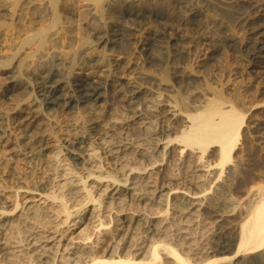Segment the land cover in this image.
<instances>
[{
	"label": "rangeland",
	"instance_id": "1",
	"mask_svg": "<svg viewBox=\"0 0 264 264\" xmlns=\"http://www.w3.org/2000/svg\"><path fill=\"white\" fill-rule=\"evenodd\" d=\"M18 1H19V11L21 7L24 8V9H21L23 11H20V13L18 11L19 20L18 18L15 20L11 19V16H10L11 9L6 3H3V7H1L2 5L0 6L2 8V9L0 8L1 10L0 11L1 12L0 22L6 23V26L0 29V62L7 61L9 63L8 68L6 67L4 71L2 72L3 74L2 73L0 74V84H1L0 86L2 88L10 87V84L14 82V80H16L17 78H21V77L26 78V79L28 78L27 75L25 76V74L27 73H25L23 69H20L18 65L19 64L18 59L23 58L26 52V54L34 56L35 58L33 57L32 59L36 61L34 62L31 59V61L29 62L28 60L27 61L28 63L26 62V64L28 65L29 68L33 66L35 67L36 65H38V66H41V68H43V71H49L50 69H52L53 65H55L54 63H56L57 61L56 65L60 63V69L61 67H63L62 68L63 78L64 76L65 78H68V77H73L76 74L86 75L92 72L90 74L91 76L95 77V76H98V74H100L101 76H104V79H106V77L111 76V73H113V70H114L113 68H115V66L118 65L119 63L120 67L124 65L121 68L123 72L121 71L122 73H120L121 75H123L121 78V83L131 84L135 87H138L141 91H148L150 89L149 90L150 94L148 96L151 95L150 96L151 98L146 96L148 99H144L146 97L141 96L142 100H141V97H139L140 100L137 97L134 98L135 100H132L133 99L131 97L133 95L132 93H128V92L122 93V91L119 92V90L111 88L110 86H105L104 87L105 89L103 88L104 91L102 90L103 92L102 91L100 92L101 96L97 102H94L92 104L90 103H78L77 104L73 102L72 104H68V105H66V103H63L60 106L61 108L58 107L59 108L58 109L57 107L53 108V106H47V108L46 107L44 108L45 105L43 104V102H41L42 101L41 94L38 91L34 92L33 98L39 101V105L42 111L41 115L43 116L44 114L43 116L44 118L41 116V119L39 121L41 124L39 123L40 126H37V129L39 132H42L43 129L44 131H46L47 129V132L49 131L48 135L51 138L48 136V138L50 139L47 140L48 146H47L46 151H44V153H41L39 156L38 155L35 156L33 160L25 159L23 156H21L22 158L20 156H13V159H12L13 161H10L9 159L7 161V159L6 160L3 159L4 161L3 162L1 160L2 161L0 162L1 163L0 164V211L1 212L6 211L8 213L12 211L13 209L12 207L6 206L4 195L6 193L8 194L10 192H14L15 189L21 186V183L26 182L25 184L31 187L40 185L41 183H46V184H49V183L53 184L54 182L56 184L58 183V179L64 175L63 169L66 168L65 167L66 163H64L65 150L63 151L64 152L63 153L62 152L63 146L61 147V145H63V143L66 140H68L66 139V137L70 139L74 135H77V134H81V135L85 134L83 136H86V137L89 136L88 139L90 140V142L92 141V142L101 144L99 145V147H97V151L100 150L99 152L103 150L104 146L106 147L110 146L109 149L113 148L112 149L113 151L110 149L112 151L111 154L109 153L110 158L107 157L104 160H103V157L101 158L103 167L105 168L104 171L107 172L106 174L109 173L112 176H115L117 179H120V180L121 179L124 180L125 178L127 179L126 176L128 174H130V176H133V177L138 175L136 176V178L134 177L133 179H131L130 182L134 185H131L130 188L131 187L137 188L136 189L137 192L140 191L139 193L142 194L143 197H145L142 201L132 202L130 205L128 206L126 205L125 207H121V206L118 207V205L113 206L112 209L111 208H109L110 210L108 209L109 213H108V210L106 209L104 211H101L102 215L100 214V218H101L100 220L102 223L104 222L106 223V225L105 223L104 225L107 228H109L110 231H112L111 232L112 235L110 233V235L108 234L106 236L105 235L102 236V239L100 240V242H103V243L99 244L100 245V249H98L100 250L99 255L106 254L105 252L109 251V249L113 245L112 240H111L112 237H116L117 239H120L121 242L118 240L120 246L119 247L115 246V244L113 246H115V251H118L120 255L122 254L124 258L125 256H127V254L134 255L136 252L137 253L139 252V255H137L136 257V262H148L150 260V255H151L150 252L153 249V246L165 244L164 242L166 241H167L166 244L171 243V244H168V246L173 247V248H176L178 246L180 247L181 250L182 249L184 250V248H182L181 246L185 244L183 247H187V244L189 242L192 243L193 240L194 241L196 240L195 242H198V243L200 242L199 244L202 247L204 246L203 242L208 236V233L209 232L211 233L212 231L217 230L215 219H213L212 216L209 213H207L209 211L211 212L212 209L216 208L214 207L216 202H217L216 206L218 209L220 208V206L218 205V202L219 200L221 201V199L224 200L226 198H233L236 195L237 196L235 197V199L239 197L242 198L246 196H253L255 194L260 193L261 192L260 190L262 191L264 190V187H263L264 186V141H263L264 140V64H263L264 60H262V58L264 59V56H262L264 53H262L261 56H259L258 54L257 56H259V58L257 59L253 53V48L256 45L257 41L254 38V36L251 34L252 26L250 27L249 23L251 21V18L253 19L256 18V14L254 13V14H251L250 16L246 12L247 9H245L249 7L252 0H213V1L212 0L210 1L209 0L207 1L206 0H188V1L186 0L185 3H187V5H185L182 0H171V1L170 0H164V1L162 0H122V1L114 0L113 1L112 0V3H111V0H104L102 5H99V6L95 4L94 0H57V3H59L58 10L60 14V19L58 22V30L60 29L59 33L61 37L64 39V41L63 39H61L60 35H59V38L57 39L54 37L53 40L56 39L55 42L53 41L50 42V44L53 43L54 45L51 44L52 47L51 45L50 47L48 46L46 48L47 52L42 51V53L38 51V46H39L38 40L37 39L28 40V36L31 35V33L33 34L34 33L33 31H36L38 28L40 27L46 28L47 26L51 25V23L53 22L54 20L53 11L51 8H48L50 0H30V1L29 0H18ZM181 1L183 2L184 5L181 4ZM22 2L24 3L22 4ZM113 2L115 3L116 6L113 4ZM118 2H120V4ZM108 3H111L110 4L111 8L109 7ZM129 3L131 6H127ZM20 5L22 6L20 7ZM112 5L114 7H112ZM44 6L45 8H43ZM60 8L62 10L63 16L61 14ZM110 10H112L113 12H111ZM29 11L30 12L32 11V12L30 13ZM136 11L141 12L143 14V17L141 16L140 18H136L134 15L137 13ZM243 11H245L246 13ZM64 13L66 14L64 15ZM157 14L158 15L162 14L163 17L168 18V20H163L160 23L167 21L164 23H168L169 25L170 23H172L171 26L172 27L174 26L173 29H175L177 34H179V32L181 31L183 32H181L180 34L186 33L185 34L186 50L184 52L186 56L181 53V55L185 56L186 59L185 57L183 58L181 55L177 56L175 45H171V44H175L176 40H174V38L176 37H171V40H168L169 38H165L164 40V37L160 35L159 28H162L163 25L158 23L157 20H155L156 21L155 22L153 18ZM143 18H145L146 20ZM31 19L33 22L31 21ZM17 20L19 21L18 23H17ZM140 20L141 22H143V24L141 25L139 24ZM146 21H150L149 23L150 25L148 23H145ZM28 23L30 26H27ZM153 23L155 24L153 25ZM190 23H191V26H190ZM20 24L24 25V26L22 25L21 30H20L21 28ZM144 24L147 27L140 29L139 27ZM184 25L186 27L188 26L189 29L188 27L187 28L184 27ZM16 26L20 27L18 28L19 30L17 29ZM100 27L102 28L101 31H99V29H101ZM149 27H151V32L147 31V29L149 30ZM190 27L193 29H191ZM194 27L197 29L194 30L195 29ZM30 29L31 30L33 29V31L31 32ZM192 30H194L196 34L193 33L194 31ZM18 31L20 32V34H18ZM188 31L190 34H188ZM98 32H101V33H98ZM151 33L153 34L152 36H150ZM94 35H97L98 37H95ZM101 35H104V36H101ZM116 35H117V38H114V36ZM149 36L150 38L147 39ZM103 37H106V38L104 39ZM110 37H111V40H110ZM186 37L190 38L189 41H187L188 39ZM104 40H106V42ZM253 41L255 44L253 43ZM247 47L248 48L250 47L248 51H247ZM84 48H86L87 50ZM251 48H252V51H251ZM82 51L83 52L86 51V52L83 53ZM40 53L41 55H39ZM247 54H249V56H247ZM62 55L63 56L65 55L63 57L64 59H62L61 57ZM70 55L71 57H69ZM87 55L89 57H86ZM19 56L20 58H18ZM3 57H6V58H3ZM248 58H251L250 61ZM49 60L51 61V63H48L50 62ZM60 61H62V63ZM49 65H51V67ZM90 66L91 68H89ZM47 67L48 68L50 67V68L48 69ZM35 68H40V67L36 66ZM8 70H11V71H8ZM66 72H68V74ZM65 78L64 80H66ZM147 79H149L150 81ZM156 80L157 82H159V84L156 82ZM147 82L149 83L147 84ZM185 84H188V85H185ZM9 92L10 93L7 92V94L3 96L0 94L2 97L0 98L3 99V101L0 99L1 101L0 104H2L0 106V111H1L0 114H4V113L7 114L8 112L9 114L13 113L15 111L13 107L19 104H23V102H25L26 98L28 97V92L27 91L24 92V90L20 88L19 90L17 89L15 91H9ZM159 98H160V102H157L159 101ZM129 99L132 101H130ZM138 100L140 102H138ZM216 101H221L222 107L224 108V110H235L239 112L240 114H242L243 116H245L244 125H243L244 126L243 130L245 132L243 131L242 133V137L237 147L235 148V151H234L235 153H233L231 161L224 165H221L220 163L221 153L219 150L220 148L219 146L211 145L207 150L202 151L196 147L195 148L186 147L184 144L179 142V139L182 136L183 132L188 130V127L190 126V124L187 123L186 119L191 115H196L201 112H204L212 102H216ZM130 107L134 108V110H131ZM150 107H153L152 108L153 110ZM156 108H161L163 113L159 110L160 113H158L157 115L155 113ZM45 109H49V110H45ZM138 109H143V110L141 111ZM171 109L176 110L177 116L180 118H178L177 116L175 118H171L169 116V112ZM144 111L147 112V114L150 111L149 114H151V116H149V114L147 115ZM98 113L101 116L100 120L95 118V116ZM138 115H140L141 117L139 116V118H137ZM180 119L181 120L184 119L186 122V125L184 124L185 123L184 121H179ZM82 123H84V126ZM257 124L260 126H258ZM167 126L168 127L176 126V127H174L175 130L173 131V128L171 127L168 128ZM185 126H188V127H185ZM162 129L164 130V132L161 131ZM166 133L168 134L166 135ZM62 135L63 137H60ZM70 135L71 136L73 135V136L71 137ZM59 146H60V151L62 152V154L60 155L59 153L61 152L58 151ZM179 146L180 147L183 146V147L180 148ZM122 148L124 151L122 150ZM175 148L178 151L175 150ZM120 150H122V152ZM171 150L175 152L176 155L173 152H171ZM187 150H189L190 152ZM118 152L119 154H117ZM197 152L200 155H198ZM187 153L189 154V156ZM190 153L192 155H190ZM184 155L186 156L185 159H184L185 157ZM170 156L173 157V160ZM191 156L192 157L194 156V157L192 158ZM234 156L237 158H233ZM59 157L60 158L62 157V158L60 159ZM170 158L172 162L169 161ZM177 159H178V162H177ZM196 159L204 165L207 164L206 166L211 164L210 167L216 170L208 174L209 176L201 174L200 172L198 173L195 167L196 165L194 164L195 162H197ZM191 161L193 162V164ZM166 162H169V164H167ZM192 166H194L193 167L194 170H192L193 169ZM226 167H228V169ZM230 168L232 171H230ZM238 168L240 169V172H241L240 174H239ZM132 170L134 171L132 172ZM236 170L238 172H236ZM215 171L216 172L218 171L217 172L218 174H216ZM225 172H227V175ZM228 172H230L231 174ZM60 173L63 175H61ZM196 175L200 177V178L197 177L200 181L197 180ZM228 175L229 176L232 175L234 177L231 176L232 177L231 179L228 177ZM58 176L60 177L58 178ZM211 177H213V179H211ZM218 178L221 181L218 180ZM224 178L226 179L225 180L226 182L224 181ZM54 179L55 180L57 179V180L55 181ZM236 179L239 181H237ZM228 180H230L231 182ZM173 181L175 184L170 183ZM232 181H233V185L236 182L238 183H236L234 186L230 185L232 184ZM210 182L211 184L208 185V183ZM227 182H229V184ZM200 183L204 185L202 186ZM217 183L219 184V186L220 185L222 186V187L220 186L221 188H224L223 189L224 192L223 190H221V188L218 187ZM251 183H253L252 184L253 187ZM171 184L172 186L173 185L174 186L177 185V186L172 187ZM195 184H198L197 187L193 186ZM161 186L164 188H172V189H176V187L178 188L181 187L182 189L184 187L183 189L186 188V191L188 192L189 190L192 191V192L190 191V194H194V191L196 188H198L196 189L198 190V193L199 191L201 192V189H203V192L206 191L205 194L208 197L210 196L209 198H211L212 200L217 199L218 201L215 200L216 201L215 204L213 201L211 205L210 204L208 205L209 206L208 208L210 209L209 211L207 210V212L204 213L203 218L201 217L200 219H195L193 218L192 215L190 216V214L186 215L188 211H190L189 206H186L185 203H182L181 205L180 202L179 204L178 201H173V199L170 198V202H169L170 207L167 208V210H170L169 212L167 211V214L169 215L168 219L162 222V221H159V219L156 220V219L146 218V216H150V215L153 218H156L154 217V214H156V211H159V210H162L159 212L166 211V208L159 206V205H156V206L154 205L155 208L152 205V208L154 209L151 208L152 209L151 211L150 206L149 205L146 206L147 203H145V202H148L146 201L147 199L149 200L151 198L150 200H152L153 195H154L153 193L155 192L156 187L158 188ZM199 186H202V188L201 187L199 188ZM192 187L194 189H192ZM240 187H243L244 189L247 187L248 188L246 189L247 191H245L243 188L241 189ZM234 190H237V191L234 192ZM227 191L229 192L228 196H227V193H228ZM195 193L197 192L195 191ZM164 194L166 195L165 192H163V195ZM221 196L223 197L225 196V197L221 198ZM75 197L76 195H71V201L73 200L71 204L72 206H75V207H72L73 209L77 208V205L80 201L79 199H81L77 196V199L78 198L79 199H78V202H76L77 199ZM20 199L21 197L17 196V201L21 204L22 200ZM75 199L76 201H74ZM166 199H168V197ZM82 201L83 200L81 199L80 203ZM171 202H174V203H171ZM175 203L179 204V206L175 205ZM180 205L182 208L180 207ZM160 207L163 209H161ZM184 207H187V211L185 212L184 210V212H180L181 209H182L181 211L185 209ZM123 209L124 210L126 209L125 216L121 217L123 222L114 221L115 223L111 224L110 219L111 218L113 219V217L115 218V220L119 219L118 217H116V213L119 211H124ZM225 209H226L225 207H222L221 210L223 211ZM176 210L179 212H177ZM173 211H176V212H173ZM206 214H208L209 217L211 216L210 219L212 218L213 220L211 219L212 220L211 221ZM42 215L43 217H41ZM29 217L30 216H27L26 218H24V221L21 219L17 220V217L14 218L15 221L12 219L11 220H7V219L0 220V242H1L0 243V260H1L0 264H48V262L49 264H57V261L61 259L59 258L60 252L58 251L59 249H61V247L58 248L57 247L58 244L50 245V247L52 246L50 249L51 251L50 250H48L49 252L47 251L48 252L47 255H49V258H45V259L39 256V254H43V253H37V252L33 253L32 250L29 249L31 248V245L35 241H37V239H40L43 236H45V235H42L43 232L45 233L46 231L50 230L51 229L50 227L56 224V223H53L52 219H50L48 215H45V214L38 215L39 218H36L35 216L33 218L31 216L30 219H28ZM185 217L187 219H185ZM206 217L209 220L205 219ZM169 218H170V221H169ZM147 219H148V223H147ZM196 220H197V223H196ZM209 221H211V224H213V225L210 224L211 227L208 226V224L210 223ZM18 222L22 225H20ZM160 222L163 223L162 226H164V229H162L163 233L158 234V236L153 235L154 232H156L155 230L159 229L158 227L161 226V225H158V223L160 224ZM11 223L14 224L13 228H12ZM31 223H36V224H31ZM165 223H168V224H165ZM85 224L80 229L83 231L85 230V232L84 233L82 232V234H79L81 233L80 230H73V228L71 229L72 233L70 235L71 237L74 236L72 240L78 241L80 238H84L86 235L88 236L89 234L90 235L93 234L92 229L94 225L92 226V222L88 221ZM225 224H227V225H224L226 228L231 229L233 231L238 228V224L240 225L238 221L236 222L233 221L232 224L230 222H225ZM71 225H73V223ZM196 226L198 227V230ZM199 227L202 229H200ZM62 228L66 229L67 227L63 226ZM181 228L183 231L181 230ZM209 228L211 231L209 230ZM134 230H136V233ZM165 230L167 231L164 232ZM151 231L153 232V234ZM198 232L202 233L203 239H201L202 236L199 235L201 233L198 234ZM189 234L192 237H190ZM194 234H196V236ZM197 234L199 236H197ZM161 236L164 237L163 240ZM35 237H37V239H35ZM165 237H167V239H165ZM169 237H170V240H169ZM177 237L179 240H177ZM174 238L176 239L174 240ZM93 239H97V237L96 238L94 237ZM188 239H190V241ZM129 240H131V242ZM124 242L126 243L124 244ZM155 242H157L158 244ZM172 244H175L177 246L174 247L175 245H172ZM178 247L176 248V250L177 249L179 250ZM129 248L130 249L133 248V249L130 250ZM147 248H149V250ZM140 252H141V255H140ZM130 255L127 256V258L133 257V255H131L132 257ZM105 256H107L108 260L110 259L109 254L108 255L106 254ZM160 256H161V262H160L161 264H165L167 261L169 262V263L167 262L168 264H170V262L172 264L174 261L172 258L171 259L168 258L166 254L162 251L160 252ZM251 257H253L252 254L244 256L246 260L250 259ZM72 263L74 264V261Z\"/></svg>",
	"mask_w": 264,
	"mask_h": 264
},
{
	"label": "bare ground",
	"instance_id": "2",
	"mask_svg": "<svg viewBox=\"0 0 264 264\" xmlns=\"http://www.w3.org/2000/svg\"><path fill=\"white\" fill-rule=\"evenodd\" d=\"M30 1V0H29ZM114 1V0H113ZM118 1V0H117ZM122 1V0H121ZM120 1V2H121ZM164 1V0H162ZM171 1V0H170ZM184 2L185 5H187V3H185L186 0H182ZM181 1V4H183V2ZM188 1V0H187ZM207 1V0H206ZM210 1V0H209ZM213 1V0H212ZM253 1V0H252ZM251 1L250 5L247 9V13L251 16V14H256V18H251V21L249 23L250 27L252 26V35L254 36V38L256 39V45L253 48V53L254 56L257 58H259V56H261L262 53H264V0H254L253 2ZM96 5H102V3L104 2V0H94ZM120 2H118L120 4ZM124 2V1H123ZM122 2V3H123ZM133 2V1H132ZM139 2V1H137ZM142 2V1H141ZM147 2V1H146ZM159 2V1H157ZM166 2V1H165ZM169 2V1H168ZM173 2V1H172ZM171 2V3H172ZM180 2V1H179ZM202 2V1H201ZM205 2V1H203ZM3 3H6L9 8L11 9V19L15 20L18 18L19 14V1L18 0H0V6L3 7ZM24 2H22L23 4ZM26 3V2H25ZM112 3V0H111ZM109 7H110V4ZM121 3V5H122ZM161 3V2H160ZM163 3V2H162ZM190 3V2H189ZM209 3V2H208ZM207 3V4H208ZM244 3V2H243ZM247 3V2H246ZM21 4V3H20ZM28 4V3H27ZM26 4V5H27ZM41 4V3H40ZM45 4V3H44ZM58 4L57 0H50L49 1V7L51 8L54 14V20L51 23V25L47 26L46 28H38L36 31H33V29L30 31L34 32L33 34L31 33V35L28 36V40L31 39H37L39 42V46H38V51L42 53V51H46V48L51 44L50 42H55V40L57 38H59V30H58V22L60 19V14H59V10H58ZM107 4V3H106ZM113 4L115 5V3L113 2ZM118 4V5H119ZM142 4V3H141ZM146 4V3H145ZM144 4V5H145ZM174 4V3H173ZM178 4V3H177ZM245 4V3H244ZM25 5V4H24ZM36 5V4H35ZM117 5V6H118ZM137 5V4H136ZM22 5H20L21 7ZM37 6V5H36ZM35 6V7H36ZM40 6V5H39ZM91 6V5H90ZM105 6V5H104ZM116 6V5H115ZM127 6H131L130 3ZM134 6V5H133ZM0 7V8H1ZM60 7V6H59ZM107 7V6H106ZM108 7V8H109ZM112 7H114L112 5ZM246 7V5H245ZM45 8V6L43 7ZM111 8V7H110ZM119 8V7H118ZM2 9V8H1ZM8 9V8H7ZM9 9V10H10ZM21 9H24L23 7L20 8V11H23ZM26 9V8H25ZM68 9V8H67ZM66 9V11H67ZM116 9V8H114ZM113 9V10H114ZM5 10V9H4ZM244 10V9H243ZM1 11V10H0ZM19 11V13H20ZM61 14H62V10L60 8ZM70 11V10H69ZM111 12H113L112 10H110ZM116 11V10H115ZM118 11V9H117ZM160 11V10H159ZM30 12V11H29ZM32 12V11H31ZM30 12V13H31ZM65 12V10H64ZM92 12V10H91ZM105 12V11H104ZM137 12V11H136ZM158 12V11H157ZM245 12V11H243ZM242 12V13H243ZM245 12V13H246ZM1 13V12H0ZM23 13V12H22ZM67 13V12H66ZM64 13V15L66 14ZM152 13V12H151ZM161 13V12H160ZM241 13V14H242ZM44 14V13H43ZM130 14V13H129ZM244 14V13H243ZM242 14V15H243ZM31 15V14H30ZM128 15V14H127ZM136 18H140L141 16L143 17V14L141 12H137L136 14H134ZM150 15V14H149ZM169 15V14H168ZM9 16V15H8ZM25 16V15H24ZM23 16V17H24ZM63 16V14H62ZM146 16V15H145ZM247 16V15H246ZM254 16V15H253ZM1 17V16H0ZM67 17V16H65ZM131 17V16H130ZM173 17V16H172ZM43 18V17H42ZM149 18V17H148ZM147 18V19H148ZM152 18V17H151ZM154 21L157 20L158 23H160L163 20H168V18L163 17V15H155ZM10 19V18H9ZM10 19V20H11ZM65 19V18H64ZM69 19V18H68ZM145 19V18H143ZM7 20V19H6ZM19 20V18H18ZM17 20V23L19 22ZM22 20V19H20ZM24 20V19H23ZM28 20V18H27ZM136 20V19H135ZM146 20V19H145ZM150 20V19H149ZM152 20V19H151ZM178 20V19H177ZM198 20V19H197ZM196 20V21H197ZM32 21V19H31ZM35 21V20H34ZM137 21V20H136ZM170 21V20H169ZM174 21V20H173ZM171 21V22H173ZM179 21V20H178ZM182 21V20H181ZM188 21V20H186ZM21 22V21H20ZM28 22V21H27ZM33 22V21H32ZM45 22V21H44ZM156 22V21H155ZM167 22V21H164ZM160 23L161 25H163L162 28H159L160 30V35L165 38H169L168 40H171V37H176L174 38V40H176L175 44H171V45H175V50H176V54L177 56L184 54L185 50H186V42H185V34H180L181 32H179V34L176 33L175 29H173V27L171 26L172 23H170V25L168 23ZM191 22V21H190ZM241 22V21H240ZM16 23V22H15ZM37 23V22H36ZM139 23V22H137ZM145 23H150V21H146ZM164 23V24H163ZM175 23V22H173ZM181 23V22H180ZM184 23V22H183ZM198 23V22H197ZM244 23V22H243ZM31 24V23H30ZM42 24V23H41ZM140 25L143 24V22H141L140 20ZM155 23H153L154 25ZM185 24V23H184ZM242 24V23H241ZM20 30L22 29V25L20 24ZM39 25V24H38ZM150 25V24H149ZM157 25V24H156ZM159 25V24H158ZM176 25V24H175ZM188 25V24H187ZM193 25V24H192ZM243 25V24H242ZM241 25V26H242ZM6 26L5 22H0V29L4 28ZM24 26V25H23ZM27 26H30L29 23ZM37 26V25H36ZM152 26V25H151ZM160 26V25H159ZM178 26V25H177ZM180 26V24H179ZM178 26V27H179ZM182 26V25H181ZM191 26V23H190ZM247 26V25H246ZM60 27V25H59ZM95 27V26H94ZM147 27L145 24L140 26V29H143ZM177 27V28H178ZM184 27H186L184 25ZM188 27V26H187ZM186 27V28H187ZM28 28V27H27ZM35 28V27H34ZM37 28V27H36ZM77 28V27H76ZM101 28V27H100ZM191 28V27H190ZM195 28V27H194ZM249 28V27H248ZM25 29V28H24ZM95 29V28H94ZM93 29V30H94ZM97 29V28H96ZM180 29V28H179ZM178 29V30H179ZM182 29V28H181ZM189 29V27H188ZM193 29V28H191ZM197 28H195L194 30H196ZM19 30V29H18ZM28 30V29H27ZM101 29H99V31H101ZM177 30V31H178ZM192 30V31H194ZM25 31V30H24ZM97 31V30H95ZM148 32H151V27H149V30L147 29ZM187 31V29H186ZM249 31V30H248ZM104 32V31H103ZM197 32V31H196ZM17 33V32H16ZM29 33V32H28ZM71 33V32H70ZM74 33V32H73ZM96 33V32H95ZM101 33V32H98ZM153 33V32H152ZM150 34V36H152L153 34ZM174 33V34H173ZM195 33V31L193 32ZM250 33V32H248ZM18 34H20V32L18 31ZM26 34V33H25ZM63 34V33H62ZM72 34V33H71ZM94 34V32H93ZM97 34V33H96ZM105 34V33H104ZM149 34V33H148ZM188 34L189 31H188ZM196 34V33H195ZM198 34V33H197ZM28 35V34H27ZM100 35V34H99ZM192 35V34H191ZM17 36V35H16ZM95 37H98L97 35H94ZM104 36V35H101ZM150 36L147 38L149 39ZM190 36V35H189ZM196 36V35H195ZM23 37V36H21ZM56 38L55 40H53V38ZM61 37V35H60ZM65 37V36H63ZM10 38V37H9ZM17 38V37H16ZM104 39L106 37H103ZM114 38H117V35L114 36ZM189 41V37H186ZM205 38V37H204ZM19 39V38H18ZM61 39H63L61 37ZM74 39V38H73ZM80 39V38H79ZM82 39V38H81ZM101 39V38H100ZM113 39V38H112ZM146 39V40H147ZM36 40V41H37ZM111 40V37H110ZM144 40V39H143ZM10 41V40H9ZM17 41V40H16ZM62 41V40H61ZM64 41V39H63ZM74 41V40H73ZM106 42V40H104ZM113 41V40H112ZM173 41V40H172ZM6 42V41H5ZM57 42V41H56ZM72 42V41H71ZM104 42V43H105ZM12 43V42H11ZM59 43V42H58ZM70 43V42H69ZM195 43V42H194ZM254 43V41H253ZM73 44V43H71ZM188 44V42H187ZM255 44V43H254ZM13 45V44H12ZM22 45V44H21ZM36 45V44H35ZM54 45V44H53ZM57 45V44H56ZM63 45V44H62ZM23 46V45H22ZM72 46V45H71ZM166 46V44H165ZM197 46V45H196ZM195 46V47H196ZM251 46V45H250ZM52 47V45H51ZM88 47V46H87ZM242 47V46H241ZM174 48V47H173ZM235 48V47H234ZM238 48V47H237ZM236 48V49H237ZM250 48V47H249ZM249 48L247 47V51L249 50ZM49 49V48H48ZM56 49V48H55ZM86 49V48H84ZM9 50V49H8ZM7 50V51H8ZM50 50V49H49ZM87 50V49H86ZM89 50V49H88ZM10 51V50H9ZM14 51V50H13ZM27 51V50H26ZM29 51V50H28ZM243 51V50H242ZM241 51V52H242ZM252 51V48H251ZM250 51V52H251ZM24 52V51H23ZM22 52V53H23ZM83 52V51H82ZM81 52V53H82ZM86 52V51H84ZM83 52V53H84ZM174 52V51H173ZM239 52V51H238ZM246 52V51H245ZM41 53L39 55H41ZM172 53V52H171ZM170 53V55H171ZM249 53V52H247ZM93 54V53H91ZM259 54V56H257ZM23 55V54H22ZM83 55V54H81ZM86 55V54H85ZM186 56V54H184ZM24 56V55H23ZM22 56V57H23ZM38 56V55H37ZM65 56V55H64ZM63 55L61 56L62 59H64ZM92 56V55H91ZM183 58L185 56L181 55ZM247 56H249V54H247ZM264 56V54L262 55ZM13 57V56H12ZM34 56L32 55H28L25 52V56L19 60V67L20 69H23L25 71V76L27 75L28 78H17L16 80H14V82H12L10 84V87L8 88H0V94L3 96L5 94L10 93L9 91H15V90H19L23 89L24 92L27 91L28 92V97L26 98L25 102H23V104H19L16 105L15 107H13V109H15V111L13 113L9 112L7 114H0V162L3 161V159H8L10 161H13V156H23L25 159H34L35 156H39L41 153H44V151H46L48 143L47 140L50 139L51 137L48 135L49 131H43L39 132L37 129V126L39 125V121L41 119V108L39 105V101H37L36 99L33 98L34 92L38 91L41 94L42 97V101L43 104L45 105L44 108L47 106H53L54 107H60L63 103H66V105L68 104H72L74 103H94L97 102L100 99L101 96V91L103 90V88L105 86H110L111 88H114L116 90L122 91V93H132L133 95L131 96L133 99L137 97H141V96H148L150 94V89L148 91H141L138 87H135L131 84H123L121 83V78L123 75H121L120 73H122L123 71L121 70V67L119 66L120 64L118 63V65L115 66V68H113V73H111V76L106 77V79H104V76H101L100 74H98V76H91L90 74H86V75H81V74H76L73 77H68V78H64L66 80H64V78L62 77V68L60 69V63L56 65V63H54L55 65H53L52 69H50L49 71H43V68H41V66L36 65L37 67L40 68H35L33 67H28V65L26 64V62L29 60V62L31 61V59ZM41 57V56H40ZM45 57V56H44ZM59 57V56H58ZM71 57V55L69 56ZM82 57V56H81ZM86 57H89L88 55ZM94 57V56H93ZM6 58V57H3ZM20 58V56L18 57ZM35 58V57H34ZM39 58V57H38ZM55 58V57H54ZM66 58V57H65ZM247 58V57H246ZM59 59V58H58ZM61 59V58H60ZM69 59V58H68ZM71 59V58H70ZM83 59V58H82ZM186 59V57H185ZM249 61L251 58H248ZM13 60V59H12ZM33 60V59H32ZM37 60V59H35ZM175 60V59H173ZM179 60V58H178ZM177 60V61H178ZM255 60V59H254ZM262 60H264L262 58ZM34 61V60H33ZM32 61V62H33ZM50 61V60H49ZM63 61V60H62ZM62 61H60L62 63ZM259 61V60H258ZM36 62V61H34ZM68 62V61H66ZM70 62V61H69ZM252 62V61H251ZM28 63V62H27ZM48 63H51L48 62ZM249 63V62H248ZM254 63V62H253ZM252 63V64H253ZM260 63V62H259ZM263 63V62H262ZM11 64V63H10ZM16 64V65H17ZM83 64V63H82ZM85 64V63H84ZM257 64V63H256ZM264 64V63H263ZM9 63L7 61L5 62H0V74L4 71V69L7 67L8 68ZM14 65V64H13ZM41 65V64H40ZM52 65V64H51ZM51 65H49L51 67ZM62 65V64H61ZM26 66V67H25ZM30 66V65H29ZM67 66V65H65ZM114 66V65H113ZM256 66V65H255ZM258 66V65H257ZM17 67V66H15ZM28 67V68H27ZM44 67V66H43ZM49 67V68H50ZM254 67V66H253ZM14 68V67H13ZM48 68V67H47ZM48 68V69H49ZM73 68V67H72ZM91 68V66L89 67ZM12 69V68H10ZM15 69V68H14ZM13 69V71H14ZM46 69V68H45ZM66 69V68H65ZM129 69V68H128ZM16 70V69H15ZM96 70V69H95ZM105 70V69H104ZM130 70V69H129ZM7 71V69H6ZM11 71V70H8ZM85 71V70H83ZM91 71V70H90ZM89 71V72H90ZM101 71V69H100ZM122 71V72H121ZM20 72V71H19ZM96 72V71H95ZM107 72V71H106ZM126 72V71H125ZM13 73V72H12ZM68 74V72H66ZM75 73V72H74ZM82 73V72H81ZM94 73V72H93ZM104 73V72H102ZM127 73V72H126ZM3 74V73H2ZM17 74V72H16ZM121 77H120V75ZM125 76V75H124ZM63 78V79H62ZM146 80V79H145ZM149 80V79H147ZM13 81V80H12ZM150 81V80H149ZM155 81V80H154ZM186 81V80H185ZM141 82V81H140ZM153 82V81H152ZM151 82V84H152ZM157 82V80H156ZM155 82V83H156ZM129 83V82H128ZM149 82H147L148 84ZM159 84V82H157ZM186 83V82H185ZM9 84V83H8ZM134 84V83H133ZM143 84V83H142ZM146 84V82H145ZM154 84V83H153ZM1 85V84H0ZM155 85V84H154ZM165 85V84H164ZM163 85V86H164ZM188 85V84H185ZM139 86V85H138ZM147 86V85H146ZM157 86V84H156ZM161 86V85H160ZM108 87V88H110ZM144 88V87H143ZM151 88V86H150ZM156 88V87H154ZM162 88V87H161ZM160 88V89H161ZM105 89V88H104ZM153 89V88H152ZM163 89V88H162ZM172 89V88H171ZM145 90V89H144ZM147 90V89H146ZM104 91V90H103ZM102 91V92H103ZM161 91V90H160ZM182 91V90H181ZM38 93V94H39ZM153 93V92H151ZM157 93V92H156ZM219 94V93H218ZM0 95V97H1ZM154 95V94H152ZM221 95V94H220ZM8 96V95H7ZM39 96V95H38ZM151 96V95H150ZM150 96H148L149 98H151ZM129 97V96H128ZM143 97V98H144ZM157 97V96H156ZM217 97V96H216ZM2 98V97H1ZM0 98V99H1ZM9 98V97H8ZM40 98V97H39ZM153 98V97H152ZM158 98V97H157ZM222 98V96H221ZM144 99H148L147 97ZM167 99V98H166ZM3 101V99H1ZM130 100V99H129ZM130 100V101H132ZM140 100V98H139ZM138 100V102H140ZM142 100V97H141ZM162 101V100H161ZM1 102V101H0ZM135 102V101H133ZM160 102V98L159 101ZM163 103V102H161ZM167 103V102H166ZM176 103V102H175ZM210 103V102H209ZM76 104V105H77ZM133 104V103H132ZM160 104V103H159ZM173 104V103H172ZM177 104V103H176ZM2 104H0L1 106ZM65 105V104H64ZM63 105V106H64ZM155 105V104H154ZM79 106V105H78ZM258 106V105H257ZM167 107V106H166ZM61 108V107H60ZM63 108V107H62ZM151 109L153 107H150ZM162 108V107H161ZM161 108H156L155 113L158 115V113H160V111L162 112ZM164 108V107H163ZM171 108V107H170ZM180 108V107H179ZM229 108V106H228ZM251 108V107H250ZM249 108V109H250ZM12 109V110H13ZM52 109V108H51ZM56 109V108H55ZM54 109V110H55ZM59 109V108H58ZM131 110H134V108L130 107ZM149 109V108H148ZM150 109V111H151ZM166 109V108H165ZM45 110H49V109H45ZM44 110V111H45ZM137 110V109H136ZM138 110H143V109H138ZM153 110V109H152ZM160 110V111H159ZM140 111V112H141ZM149 111V112H150ZM1 112V111H0ZM92 112V111H90ZM145 112V111H144ZM148 112V114H149ZM154 112V111H153ZM151 112V113H153ZM167 112V111H166ZM169 112V111H168ZM3 113V112H2ZM139 113V112H138ZM147 114V112H145ZM154 113V114H155ZM163 113V112H162ZM165 113V112H164ZM147 114V115H148ZM166 114V113H165ZM104 115V114H103ZM134 115V114H133ZM132 115V117H133ZM137 115V114H136ZM247 115V114H245ZM44 116V114H43ZM42 116V117H43ZM140 115L137 116V118H139ZM149 116H151V114H149ZM155 116V115H154ZM169 116L171 118H175L177 116V111L171 109L169 112ZM141 117V116H140ZM143 117V115H142ZM153 117V115H152ZM167 117V116H166ZM178 117V116H177ZM244 117L242 114H240L239 112L235 111V110H224V108L222 107V103L221 101H216V102H212L208 108L204 111L201 112L199 114L196 115H191L189 116L186 121L187 123L190 124V126H185L188 127V130H186L185 132H183L182 136L179 139V142L184 144L186 147H191V148H198L199 150L205 151L207 150L211 145H217L219 146V150L221 153V160L220 163L221 165L227 164L231 161L232 155L233 153H235V148L237 147L238 143L240 142V139L242 137V133H243V125H244ZM44 118V117H43ZM95 118L99 119L101 118V116L99 115V113L95 116ZM103 118V116H102ZM131 118V117H130ZM160 118V117H159ZM168 118V117H167ZM180 118V117H178ZM184 118V117H182ZM181 118V119H182ZM247 118V117H246ZM142 119V118H141ZM145 119V117H144ZM162 119V118H161ZM165 119V118H164ZM179 120V121H184L185 120ZM43 120V119H42ZM54 120V119H53ZM52 120V121H53ZM116 120V119H115ZM247 120V119H246ZM49 121V120H48ZM113 121V120H112ZM168 121V120H167ZM166 121V122H167ZM249 121V120H248ZM115 122V121H114ZM183 122V123H184ZM59 123V122H58ZM80 123V122H79ZM78 123V124H79ZM99 123V122H98ZM173 123V122H172ZM176 123V122H175ZM41 124V123H40ZM71 124V123H70ZM84 126V123H82ZM117 124V123H115ZM186 125V122L184 123ZM248 124V123H247ZM246 124V125H247ZM251 124V122H250ZM99 125V124H98ZM120 125V124H119ZM169 125V124H168ZM172 125V124H171ZM175 125V124H174ZM249 125V124H248ZM258 125V124H257ZM47 126V125H46ZM54 126V125H53ZM60 126V125H59ZM79 126V125H78ZM82 126V125H81ZM102 126V125H101ZM116 126V125H115ZM260 126V125H258ZM57 127V126H56ZM92 127V126H91ZM95 127V126H94ZM168 127V126H167ZM165 127V128H167ZM171 128H173V131L175 130L174 127L176 126H169ZM168 127V128H169ZM40 128V127H38ZM58 128V127H57ZM66 128V126H65ZM64 128V129H65ZM80 128V127H79ZM85 128V127H84ZM170 128V129H171ZM59 129V128H58ZM95 129V128H94ZM93 129V130H94ZM98 129V128H97ZM102 129V128H101ZM184 129V128H183ZM37 130V131H36ZM53 130V129H52ZM92 130V129H91ZM90 130V131H91ZM167 130V129H166ZM41 131V130H40ZM54 131V130H53ZM79 131V130H78ZM86 131V130H85ZM88 131V129H87ZM86 131V132H87ZM101 131V130H100ZM161 131L164 132V130L162 129ZM170 131V130H169ZM60 132V131H59ZM62 132V131H61ZM81 132V131H80ZM171 132V131H170ZM245 132V131H244ZM52 133V131H51ZM56 133V132H55ZM68 133V132H67ZM157 133V132H156ZM259 133V132H258ZM54 134V133H53ZM59 134V133H58ZM83 134V132H82ZM90 134V133H88ZM97 134V133H96ZM168 133H166L167 135ZM51 135V134H50ZM57 135V134H56ZM74 135V134H73ZM72 135V136H73ZM85 135V134H83ZM81 134H77L74 135L72 138H68L66 137V140L63 145H61V147L63 146V150L62 152L65 150V161L64 163H66V168L63 169L64 171V175L62 177L58 176V183L56 184L55 182L52 184H46V183H39L40 185L31 187L28 186L25 183H21V186H19L17 189H15L14 192H10V193H6L4 195V199H5V203L6 206L8 207H12V211L11 212H6V211H0V220L2 219H7V220H14V218L17 217L18 219H21L24 221V218H26L27 216H32L34 218V216L36 218H39L38 215L40 214H45L48 215L50 219H52L53 223H56L54 226L50 227L51 229L46 231L45 233L43 232L42 238L37 239V237H35V239H37V241H35L32 245L31 248H29L30 250H32V252H37V253H43V254H39L40 257L42 258H49V255H47V253L49 252L48 250L51 249L50 245L54 244L57 245V247H61V249H59L58 251L60 252L59 254V259L57 261V264H73L72 262L74 261V264H161V256H160V252H164L166 254V256L168 258H172L174 261L172 264H264V190H260L261 192L258 194H255L253 196H246V197H241L242 198H237L235 199V197L237 196H232L233 198H226V199H221V201L219 200L218 205L220 206V208L222 209V207H225V210H221L220 208L217 209V202L215 200L217 199H211L209 198L203 189H201V192L199 191L198 193V188L195 189V191L197 193L194 194H190V191H186L185 189H181L176 187V189H172V188H164V187H156L155 192L153 193V198L152 200H146L148 202L147 205L150 206V209L152 208V205L156 206H162L164 208H166L165 212H159L156 211V214H154L153 218L151 215L150 216H146V218H150V219H159V221H165L166 219H168V214L167 211L169 212L170 210H167V208H169V202H170V198L173 199V201H178V203L180 202L181 205L182 203H185L186 206H189L190 211H188V214H190V216L192 215L193 218L195 219H200L201 217L203 218L204 213L207 212V210L209 211L210 208H208L209 204L211 205V203L214 201V209L211 210V212H207L209 213L213 219H215L216 222V226H217V230L216 231H212L211 233H208V236L206 237L204 243V246H200V242H195L194 240L192 241V243H188L187 247H183L184 250L180 249V247H178L175 244L174 247H178L179 250L173 247L168 246V244L171 243H167L164 242L165 244H161L158 246H153V249L151 250V255H150V260L148 262H136V257L137 255H139V252L136 254H131L133 255L132 258H127V256H129L127 254V256H125V258L122 256V254L120 255L118 251H115V246H120L118 240L120 241V239H117L116 237H112V243L113 245L115 244V246H111V248L109 249V251H106L105 253L108 255H110V259H107V256H105L106 254H101L100 253V240L102 239L103 235H110V233L112 231H110L109 228H107L104 223L101 222V218H100V214L101 211H104L105 209L108 210L109 208L112 209L113 206L118 205L121 207H125L126 205H130L132 202H140L142 201L145 197H143L142 194H140L139 192H137V188L131 187L132 184L130 181L131 179H133L134 177L136 178V176H130V174H128L124 180H120L117 179L115 176H112L111 174H106L107 172L104 171V167L102 164V157L103 160L107 157L110 156V154L112 153V151L109 149V147L104 146L103 150H101V152L97 151V147H99V143L96 142H90V140L88 139V137L83 136ZM87 135V134H86ZM246 135V133H245ZM48 136L50 138H48ZM69 136V137H70ZM100 136V135H99ZM162 136V135H161ZM244 136V135H243ZM60 137H63L60 136ZM245 137V136H244ZM243 137V139H244ZM53 138V136H52ZM59 138V137H58ZM57 138V139H58ZM104 138V137H103ZM55 139V137H54ZM65 139V137H64ZM248 139V138H247ZM59 140V139H58ZM62 140V139H61ZM104 140V139H103ZM57 141V140H56ZM102 141V140H101ZM252 141V140H251ZM258 141V140H257ZM264 141V140H263ZM103 142V141H102ZM244 143V142H243ZM51 144V143H49ZM57 144V143H56ZM109 144V143H108ZM164 144V143H163ZM250 144V143H249ZM107 145V144H105ZM166 145V144H165ZM172 145V144H171ZM180 145V144H179ZM175 146V145H174ZM170 147V146H169ZM172 147V146H171ZM180 147V146H179ZM183 147V146H181ZM180 147V148H181ZM58 148V147H57ZM163 148V147H162ZM177 148V147H176ZM175 148V150H177ZM62 149V148H61ZM99 149V148H98ZM102 149V147H101ZM121 149V148H120ZM123 150V148H122ZM122 150H120L122 152ZM174 150V149H172ZM171 150V152H173ZM60 151V146H59V150ZM115 151V150H114ZM118 151V150H117ZM124 151V150H123ZM178 151V150H177ZM176 151V152H177ZM189 151V150H187ZM245 151V150H244ZM61 152V151H60ZM59 153L60 154H62ZM160 152V151H159ZM186 152V151H185ZM190 152V151H189ZM64 153V152H63ZM110 153V154H109ZM168 153V152H167ZM175 154V152H173ZM198 153V152H197ZM219 153V152H218ZM119 154V152L117 153ZM170 154V152H169ZM184 154V153H183ZM188 154V153H187ZM196 154V153H195ZM58 155V154H57ZM58 155V156H59ZM115 155V154H114ZM172 155V154H171ZM176 155V154H175ZM190 155H192L190 153ZM198 155H200L198 153ZM236 155V154H235ZM167 156V155H166ZM185 156V155H184ZM189 156V154H188ZM195 156V155H194ZM193 156V157H194ZM151 157V156H150ZM171 157V156H170ZM177 157V156H175ZM174 157V158H175ZM182 157V156H181ZM192 157V156H191ZM192 157V158H193ZM22 158V157H21ZM60 158V157H59ZM58 158V159H59ZM62 158V157H61ZM60 158V159H61ZM110 158V157H109ZM173 160V157H171ZM171 158L169 159V161H171ZM186 158V156L184 157V159ZM191 158V159H192ZM233 158H237V157H233ZM36 159V158H35ZM59 159V160H60ZM100 159V160H99ZM182 159V158H181ZM2 160V161H1ZM18 160V159H17ZM193 160V159H192ZM197 160V159H196ZM239 160V159H238ZM61 161V160H60ZM211 161V160H210ZM213 161V160H212ZM215 161V160H214ZM241 161V160H240ZM4 162V161H3ZM59 162V161H58ZM62 162V161H61ZM172 162V161H171ZM178 162V159H177ZM192 162V161H191ZM207 162V161H206ZM209 162V161H208ZM63 163V164H64ZM167 164H169V162H166ZM1 164V163H0ZM181 164V163H180ZM193 164V162H192ZM196 166V169L198 171V173L200 172L201 174L204 175H208L210 173H212L214 170L216 169H212L210 167L211 164H209L208 166L202 164L200 161L197 160V162L194 163ZM213 164V163H212ZM129 165V164H128ZM239 165V164H238ZM228 166V165H227ZM240 166V165H239ZM62 167V166H61ZM107 167V166H106ZM190 167V166H189ZM194 166H192L193 168ZM216 168V167H215ZM228 169V167H226ZM232 168V166H231ZM230 168V171H232ZM247 168V167H246ZM138 169V168H137ZM218 169V168H217ZM239 169V168H238ZM237 169V170H238ZM78 170V171H77ZM194 170V168L192 169ZM219 170V169H218ZM236 170V172H238ZM62 171V170H61ZM122 171V169H121ZM134 170H132L133 172ZM153 171V170H152ZM227 171V170H226ZM154 172V171H153ZM216 172V171H215ZM218 172V171H217ZM216 172V174H218ZM47 173V172H46ZM121 173V172H120ZM227 175V172H225ZM230 173V172H228ZM234 173V172H233ZM240 169H239V174H240ZM243 173V172H242ZM54 174V173H53ZM197 174V173H196ZM231 174V173H230ZM58 175V174H56ZM114 175V174H113ZM203 175V176H204ZM225 175V176H226ZM248 175V174H247ZM246 175V176H247ZM52 176V175H51ZM209 176V175H208ZM212 176V175H210ZM215 176V174H214ZM220 176V175H219ZM218 176V177H219ZM232 176V175H231ZM229 176V178L232 179V177L234 176ZM54 177V176H53ZM51 177V178H53ZM198 176L196 175V178ZM202 177V176H201ZM227 177V176H226ZM43 178V177H41ZM124 178V177H123ZM148 178V177H147ZM200 178V177H198ZM197 178L198 181H200ZM176 179V178H175ZM211 179H213V177H211ZM55 180V179H54ZM57 180V179H56ZM55 180V181H56ZM137 180V179H136ZM196 180V181H197ZM202 180V179H201ZM207 180V179H206ZM218 180H220L218 178ZM226 179L224 178V181ZM237 180V179H236ZM235 180V181H236ZM42 181V180H41ZM221 181V180H220ZM230 181V180H228ZM239 181V180H237ZM22 182V181H21ZM46 182V181H45ZM204 182V181H203ZM209 182V181H207ZM226 182V181H225ZM231 182V181H230ZM255 182V181H254ZM134 183V182H133ZM169 183V182H168ZM170 183H174L170 182ZM169 183V184H170ZM181 183V182H180ZM229 184V182H227ZM238 183V182H236ZM234 183V185L236 184ZM263 183V182H262ZM142 184V183H141ZM175 184V183H174ZM199 184V183H198ZM198 184L193 185L194 187H197ZM201 184V183H200ZM211 184L208 183V185ZM249 184V183H248ZM253 183H251L252 185ZM257 184V183H256ZM255 184V185H256ZM260 184V183H259ZM258 184V185H259ZM34 185V184H33ZM136 185V184H135ZM139 185V184H138ZM181 185V184H180ZM178 185V186H180ZM192 185V184H191ZM202 185V184H201ZM204 185V184H203ZM202 185V186H203ZM206 185V183H205ZM218 187L221 188L219 186V184L217 183ZM216 185V187H217ZM233 185V181L232 184ZM233 185V186H234ZM246 185V183H245ZM263 185V184H262ZM140 186V185H139ZM160 186V185H159ZM165 186V185H164ZM168 186V185H167ZM172 186V184H171ZM174 186V185H173ZM172 186V187H173ZM177 186V185H175ZM174 186V187H175ZM202 186H199V188ZM137 187V186H135ZM224 187V186H223ZM237 187V186H236ZM239 187V186H238ZM253 187V185H252ZM251 187V188H252ZM260 187V186H259ZM264 187V186H263ZM188 188V187H187ZM190 188V187H189ZM206 188V187H205ZM204 188V189H205ZM241 189L243 187H240ZM248 188V187H247ZM247 188H243L245 191H247ZM191 189V188H190ZM192 189H194L192 187ZM209 189V188H208ZM207 189V190H208ZM216 189V188H215ZM224 188H221V190H223ZM226 189V188H225ZM231 189V188H230ZM235 189V188H234ZM237 189V188H236ZM263 189V188H262ZM6 190V189H5ZM214 190V189H213ZM228 190V189H227ZM239 190V189H238ZM249 190V189H248ZM237 190H234V192ZM59 192V193H58ZM163 192L166 193V195H163ZM192 192V191H191ZM218 192V191H216ZM224 192V190H223ZM222 192V193H223ZM228 192V191H227ZM226 192V193H227ZM254 192V191H253ZM256 192V191H255ZM220 193V191H219ZM221 193V194H222ZM232 193V192H231ZM252 193V192H251ZM61 194V195H60ZM215 194V193H214ZM229 192L227 193L228 196ZM233 194V193H232ZM238 194V193H237ZM71 195H76V199L77 196L79 198H81L83 201L80 203L81 199H79V203L77 205V208L73 209L71 202ZM150 195V194H149ZM210 195V194H209ZM220 195V194H219ZM218 195V197H219ZM226 195V194H225ZM231 195V194H230ZM244 195V194H243ZM17 196L21 197L20 200L21 204L17 201ZM70 196V197H69ZM148 196V195H147ZM152 197V195H151ZM168 197V199H166ZM225 197V196H224ZM223 196H221V198H224ZM230 197V196H229ZM147 198V197H146ZM215 198V197H214ZM74 199V198H73ZM76 199L74 201H76ZM78 199L76 202H78ZM172 201V200H171ZM218 201V200H217ZM74 203V202H73ZM174 203V202H171ZM179 203V204H180ZM135 204V203H134ZM179 204H176L177 206H179ZM174 205V204H173ZM180 205V207H181ZM134 206V205H132ZM145 206V207H146ZM154 206V208H155ZM176 206V207H177ZM144 207V206H143ZM158 207V206H157ZM156 207V209H157ZM6 208V207H5ZM152 208V209H154ZM159 208V207H158ZM161 208V207H160ZM175 208V207H174ZM179 208V207H178ZM182 208V207H181ZM185 209H183V211L180 210V212H185L187 211V207H184ZM188 208V210H189ZM115 209V208H114ZM145 209V208H144ZM149 209V207H148ZM151 209V211H152ZM163 209V208H161ZM180 209V208H179ZM220 209V210H219ZM110 210V209H109ZM108 210V213H109ZM124 210V209H123ZM174 210V209H173ZM178 210V209H177ZM176 210V211H177ZM25 211V212H24ZM125 211H119V212H114L116 213V217H118L119 219H116L113 217V219L111 218L110 223H115L114 221L118 222V221H122L121 217L125 216ZM172 211V209H171ZM173 211V212H176ZM100 212V213H99ZM149 212V211H148ZM159 212V213H158ZM179 212V211H177ZM17 213V214H16ZM151 213V212H150ZM154 213V212H153ZM152 214V213H151ZM173 214V213H172ZM102 215V214H101ZM108 215V214H107ZM174 215V214H173ZM208 216V214H206ZM110 216V215H109ZM133 216V215H132ZM171 216V215H170ZM210 216V217H211ZM30 217L28 219H30ZM43 217V215L41 216ZM40 217V218H41ZM47 217V216H45ZM44 217V218H45ZM144 217V216H143ZM142 217V218H143ZM172 217V216H171ZM175 217V216H173ZM209 217V216H208ZM209 217V219H210ZM35 218V219H36ZM145 218V217H144ZM145 218V219H146ZM211 218V219H212ZM42 219V218H41ZM105 219V218H104ZM108 219V218H107ZM106 219V220H107ZM131 219V218H130ZM143 219V220H145ZM173 219V218H171ZM175 219V218H174ZM185 219H187L185 217ZM205 219H208L207 217ZM208 219V220H209ZM210 219V220H211ZM212 219V220H213ZM27 220V219H26ZM132 220V219H131ZM140 220V219H139ZM207 220V221H208ZM211 220V221H212ZM20 221V220H19ZM38 221V220H37ZM36 221V222H37ZM92 222V226H93V234H89L88 236L86 235L84 238H80L78 241H74L72 240L73 237H71V233H72V228L73 230H80L82 228V226L86 223V222ZM152 221V220H151ZM170 221V218H169ZM194 221V220H192ZM211 221H209L210 223L208 224V226L211 227ZM236 221H238V223H240V225L238 224V230L235 229L234 231L231 229L226 228L224 225L225 222H230L231 224ZM13 222V221H12ZM108 222V221H107ZM157 222V221H156ZM181 222V221H179ZM178 222V223H179ZM201 222V221H200ZM4 223V222H3ZM19 223V222H18ZM25 223V222H24ZM73 223V225H71ZM147 223H148V219H147ZM172 223V222H170ZM186 223V222H185ZM193 223V222H192ZM197 223V220H196ZM208 223V222H207ZM206 223V224H207ZM5 224V223H4ZM12 224V228H13V223ZM20 224V223H19ZM31 224H36V223H31ZM40 224V223H38ZM43 224V223H42ZM91 224V223H89ZM108 224V223H107ZM145 224V223H144ZM150 224V222H149ZM157 224V223H156ZM168 224V223H165ZM175 224V223H174ZM190 224V223H189ZM202 224V223H201ZM211 224V225H210ZM7 225V224H6ZM16 225V224H15ZM18 225V224H17ZM22 225V224H20ZM45 225V224H44ZM159 229H156L153 235L158 236V234L163 233L164 226L163 223L160 222V224L158 223ZM172 225V224H171ZM200 225V223H199ZM203 225V224H202ZM63 226L67 227L66 229L62 228ZM86 226V224H85ZM117 226V225H116ZM167 226V225H166ZM174 226V225H173ZM183 226V225H182ZM195 226V225H194ZM215 226V227H216ZM16 227V226H15ZM139 227V226H138ZM137 227V228H138ZM156 227V226H155ZM175 227V226H174ZM197 227V226H196ZM235 227V226H234ZM6 228V227H5ZM30 228V227H29ZM37 228V227H36ZM86 228V227H85ZM128 228V227H127ZM154 228V227H153ZM152 228V230H153ZM200 228V227H199ZM18 229V228H17ZM21 229V228H20ZM31 229V228H30ZM33 229V228H32ZM87 229V228H86ZM118 229V228H117ZM130 229V228H129ZM151 229V228H150ZM149 229V230H150ZM186 229V228H185ZM189 229V228H188ZM202 229V228H200ZM233 229V228H232ZM12 230V229H11ZM16 230V229H14ZM29 230V229H28ZM37 230V229H36ZM133 230V229H132ZM168 230V229H167ZM167 230H165L164 232H166ZM182 230V228H181ZM198 230V227H197ZM210 230V228H209ZM20 231V230H19ZM41 231V230H40ZM136 233V230H134ZM142 231V229H141ZM171 231V230H170ZM183 231V230H182ZM185 231V230H184ZM201 231V230H200ZM203 231V230H202ZM211 231V230H210ZM7 232V231H6ZM25 232V231H24ZM42 232V231H41ZM82 234V232L84 233L85 230H80ZM139 232V231H138ZM169 232V231H168ZM177 232V231H176ZM181 232V231H180ZM191 232V231H190ZM204 232V231H203ZM17 233V232H16ZM127 233V232H126ZM189 233V231H188ZM196 233V232H195ZM201 232H198V234ZM86 234V233H85ZM139 234V233H138ZM171 234V233H170ZM177 234V233H176ZM197 236H202V233L199 234ZM206 234V233H205ZM7 235V234H6ZM15 235V234H13ZM78 235V234H77ZM112 235V233H111ZM121 235V234H120ZM169 235V234H168ZM167 235V236H168ZM193 235V234H192ZM196 236V234H194ZM9 236V235H8ZM41 236V235H40ZM70 236V237H69ZM81 236V235H80ZM116 236V235H115ZM126 236V235H124ZM133 236V234H132ZM139 236V235H138ZM164 236V235H163ZM170 236V235H169ZM179 236V235H178ZM188 236V235H187ZM190 236V234H189ZM32 237V236H31ZM79 237V236H78ZM97 239H93V238ZM135 237V235H134ZM162 237V236H161ZM184 237V236H183ZM186 237V236H185ZM192 237V236H190ZM182 238V237H181ZM6 239V237H5ZM93 239V240H92ZM146 239V237H145ZM164 239V237H162V240ZM165 239H167V237H165ZM176 238H174L175 240ZM194 239V237H193ZM196 239V237H195ZM201 239H203V236L201 237ZM122 240V239H121ZM152 240V239H151ZM157 240V239H156ZM170 240V237H169ZM177 240L178 237H177ZM176 240V241H177ZM190 241V239H188ZM6 241V240H5ZM18 241V240H17ZM131 242V240H129ZM134 241V240H133ZM136 241V240H135ZM175 241V242H176ZM182 241V240H181ZM187 241V240H186ZM185 241V242H186ZM199 241V240H198ZM201 241V240H200ZM28 242V241H27ZM121 242V241H120ZM140 242V241H139ZM152 242V241H151ZM161 242V241H160ZM170 242V241H169ZM184 242V241H183ZM1 243V242H0ZM16 243V242H15ZM126 242H124L125 244ZM157 243V242H155ZM4 244V243H3ZM7 244V243H6ZM128 244V243H127ZM137 244V243H136ZM158 244V243H157ZM151 245V244H149ZM153 245V244H152ZM144 246V245H143ZM142 246V247H143ZM180 246V245H179ZM30 247V246H29ZM117 247V248H118ZM130 247V246H128ZM151 247V246H149ZM130 249V248H129ZM133 249V248H132ZM130 249V250H132ZM149 250V248H147ZM3 250V249H2ZM20 250V249H19ZM103 250V249H102ZM138 250V249H137ZM145 250V249H144ZM143 250V251H144ZM187 250V252H186ZM48 251V252H47ZM51 251V250H50ZM62 251V252H61ZM141 251V250H140ZM129 252V251H128ZM142 252V251H141ZM140 252V255H141ZM147 252V251H146ZM145 252V254H146ZM127 253V252H125ZM148 253V252H147ZM5 254V253H4ZM58 254V253H57ZM149 254V253H148ZM252 254L253 257H251L250 259H245L244 256L245 255H249ZM9 255V254H8ZM136 255V256H135ZM143 255V253H142ZM16 256V255H14ZM34 256V255H33ZM32 256V257H33ZM38 256V255H36ZM165 256V255H164ZM163 256V257H164ZM18 257V256H17ZM139 257V256H138ZM144 257V256H143ZM142 257V258H143ZM2 258V257H1ZM23 258V257H22ZM27 258V257H26ZM36 258V257H35ZM38 258V257H37ZM10 259V258H9ZM12 259V258H11ZM20 259V258H19ZM18 259V260H19ZM146 259V258H145ZM7 260V259H6ZM17 260V261H18ZM41 260V259H40ZM164 260V259H163ZM1 261V260H0ZM14 261V260H13ZM22 261V260H21ZM34 261V260H32ZM31 261V262H32ZM47 261V260H46ZM45 261V262H46ZM144 261V260H143ZM24 262V261H23ZM22 262V263H23ZM165 262V261H164ZM168 262V261H167ZM165 264H168V263ZM49 264V262H48ZM171 264V262H170Z\"/></svg>",
	"mask_w": 264,
	"mask_h": 264
}]
</instances>
